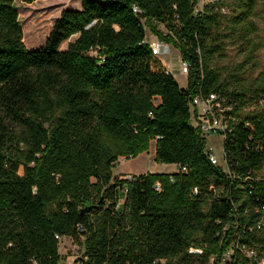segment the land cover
<instances>
[{"label": "trees", "instance_id": "obj_1", "mask_svg": "<svg viewBox=\"0 0 264 264\" xmlns=\"http://www.w3.org/2000/svg\"><path fill=\"white\" fill-rule=\"evenodd\" d=\"M198 1L82 0L29 50L15 0H0V264H62L57 234L79 244L87 264H218L235 215L249 226L261 218L264 72L239 90L211 62L227 39L254 58L264 0L197 11ZM147 28L189 63L187 87L155 54ZM211 92L236 119L224 141L232 176L212 163L193 124V98ZM153 140L156 161L179 171L114 176L121 157Z\"/></svg>", "mask_w": 264, "mask_h": 264}, {"label": "rangeland", "instance_id": "obj_2", "mask_svg": "<svg viewBox=\"0 0 264 264\" xmlns=\"http://www.w3.org/2000/svg\"><path fill=\"white\" fill-rule=\"evenodd\" d=\"M228 1L232 5L234 0ZM203 4V0L198 1L199 10ZM14 5L19 13V23L23 29L26 47L29 50H38L45 45L53 25L61 13L67 9H81L82 0H36L32 3H27L24 0H15ZM232 11L233 6H231ZM254 21L258 24L259 31L252 38L253 42L258 44L259 49L251 61L248 62V47H244L241 42H233L227 39L224 53L216 56L211 62L212 68L220 71L233 88L236 87V84H239V90L252 87L259 75L264 72V3L258 6ZM158 27L163 32H168L164 24H158ZM146 31L148 40H158L149 28ZM67 45L68 41L62 45V49H66ZM170 46V50L161 52L158 57L176 77L180 85L186 87L188 75L184 74L182 70V56L177 48ZM240 66H244V68L242 69ZM248 95L250 94L248 93ZM155 102L159 104L158 99ZM255 108L254 106L249 107L245 109L244 113H248ZM192 112L193 124L196 125L193 108ZM206 140L207 149L213 148L219 158L220 165L224 166V136L214 133L207 135ZM155 153L156 141L153 140L150 149L139 156L134 158L121 157L113 168L114 176L126 178L128 175L177 172V167L174 164L158 163ZM121 200L124 201V197ZM60 252L63 256L62 264H75L81 249L71 239L66 238L61 240Z\"/></svg>", "mask_w": 264, "mask_h": 264}, {"label": "built area", "instance_id": "obj_3", "mask_svg": "<svg viewBox=\"0 0 264 264\" xmlns=\"http://www.w3.org/2000/svg\"><path fill=\"white\" fill-rule=\"evenodd\" d=\"M211 1L216 0H203V7ZM197 5V11H200ZM224 13H228L229 11L226 8H222ZM153 50L156 55H159L161 52H166L170 50V44L158 40H150ZM182 70L183 73L188 75L189 73V63L187 61L182 60ZM224 99H221L219 95L215 92H211L208 95H197L193 98L191 102V107L194 111V117L196 119V125L199 127L206 137L207 135H211L214 133H218L224 136V141L226 135L233 130V126L231 124V120H236L227 114L232 107L224 105ZM246 126H249V123L246 122ZM209 158L213 164L217 166H221L224 171L231 175L229 171V167L227 161L225 159V151H224V161L225 165H220V161L218 156L215 154L214 149H209ZM177 171H179V167L176 165ZM186 170V167L183 168ZM263 175L257 177V179L264 180V165L262 168ZM253 173L249 172L248 175L243 177L244 180H249L253 178ZM132 175H128L127 178H131ZM232 176V175H231ZM156 189H160V184H156ZM195 192H198L195 189ZM124 203V201H120V204ZM262 211L261 218L253 225L249 226L247 224H243L238 220L237 214L235 215V220L227 225L224 229L226 230L233 229L232 240L229 247L223 253L218 264H264V205H262L261 209H257V212ZM249 209L245 210V214H248ZM250 233H255L257 235H261L259 242L248 243L245 238ZM56 237L60 240L63 239H71L74 243L75 241L69 236H60L56 235ZM76 244V243H75ZM79 247L80 245L77 244ZM81 253L78 255L75 264H87L88 257L85 256L82 247H80ZM199 251V250H194ZM61 253V252H60ZM217 262L215 257H211L209 264H215ZM164 263V260H162Z\"/></svg>", "mask_w": 264, "mask_h": 264}, {"label": "water", "instance_id": "obj_4", "mask_svg": "<svg viewBox=\"0 0 264 264\" xmlns=\"http://www.w3.org/2000/svg\"><path fill=\"white\" fill-rule=\"evenodd\" d=\"M94 207H95V205L88 206L87 208H85V209L83 210V212H87V211H89L90 209H93Z\"/></svg>", "mask_w": 264, "mask_h": 264}, {"label": "crops", "instance_id": "obj_5", "mask_svg": "<svg viewBox=\"0 0 264 264\" xmlns=\"http://www.w3.org/2000/svg\"><path fill=\"white\" fill-rule=\"evenodd\" d=\"M164 63V62H163ZM175 77V76H174ZM176 78V77H175ZM178 81V80H177ZM180 84V83H179ZM182 86V85H181ZM182 87H184V86H182ZM187 87V86H186ZM185 88V87H184ZM175 165V164H174ZM169 173H173V172H169Z\"/></svg>", "mask_w": 264, "mask_h": 264}]
</instances>
